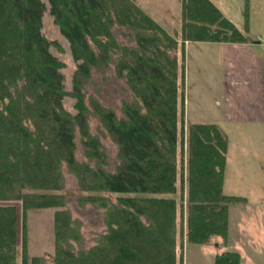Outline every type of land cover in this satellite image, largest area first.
Masks as SVG:
<instances>
[{
	"label": "trees",
	"instance_id": "16d2710c",
	"mask_svg": "<svg viewBox=\"0 0 264 264\" xmlns=\"http://www.w3.org/2000/svg\"><path fill=\"white\" fill-rule=\"evenodd\" d=\"M47 5L76 63L71 94L64 91L63 64L50 52L58 45L42 34L47 6L0 0V202L21 203V264L43 262L27 255V211L58 207L53 264H183V252L176 251L177 202L154 197L176 193L178 172L181 209L187 186V241L209 246L220 238L224 246L228 206L246 199L222 194L228 142L217 125L187 127L183 176L184 49L186 42L244 43V34L211 0H181L180 45L135 0ZM107 71L132 95V102H122L121 117L94 97L85 100L92 74ZM69 95L74 116L63 109ZM90 117L116 146L113 171L103 166L106 156ZM78 149L85 161L77 158ZM63 167L81 192L92 194L78 204L104 210L106 230L87 250L81 223L63 209L66 197L55 193L64 187ZM102 193L120 196L113 202ZM17 220L15 206L0 205V264H16ZM214 264H240V255L219 252Z\"/></svg>",
	"mask_w": 264,
	"mask_h": 264
},
{
	"label": "rangeland",
	"instance_id": "374dc122",
	"mask_svg": "<svg viewBox=\"0 0 264 264\" xmlns=\"http://www.w3.org/2000/svg\"><path fill=\"white\" fill-rule=\"evenodd\" d=\"M41 1L47 6L42 19V34L46 39L58 45L51 47L50 52L63 64L60 73L63 75L64 91L71 94L72 76L76 63L72 59L68 43L61 36L58 27L53 23V18L49 15L47 0ZM135 3L167 33L175 34L180 45L181 0H135ZM214 3L222 15L229 19L249 40L264 43V0H215ZM245 15L247 16V30H245ZM117 41L122 44L127 43L121 35L117 36ZM194 44L190 46V49L203 50L199 56L191 55L188 71L190 78L194 80H189L187 84L193 96L202 95L204 98L205 104L201 105L199 112L203 116L212 117L216 111L227 109V118L235 117L230 121L221 122V128L228 142L222 194L241 197L246 199V202L232 203L228 206L226 244L221 246V239L215 238L214 242L217 246L215 244L204 246L187 241L185 202L187 186L184 184L182 190L184 201H182L181 209L179 172L176 193L154 197L173 198L177 202L176 251L177 254L183 252V264H214V257L219 252L238 253L240 264H264V124L246 122L243 121L244 119L236 120L256 114L260 92L256 76L257 68L249 66L251 62L247 57H242L244 61L241 62L238 57L228 54L226 63L228 94L227 103H224L221 85L224 65L223 61H219L216 57L217 47H221L220 44L211 42ZM252 46L256 47V45ZM258 54L263 56L262 52ZM198 65L201 67L199 68ZM193 75L196 76L193 77ZM91 79L93 82L89 83L84 90L87 101L85 102L88 104V98L94 97L104 107L110 108L118 117H121L122 102L133 101L125 81L118 79L112 71H107L102 76L92 74ZM215 101L218 103L216 104ZM62 104L66 113L75 115L73 97L70 95L64 97ZM205 122H211V120H205ZM183 123V176L185 177L187 124L185 120ZM89 125L92 134L101 139L106 156L103 166L113 171L119 165L115 144L105 133L102 134L103 130L95 118H89ZM77 158L85 161L79 149ZM62 172L64 187L55 193L66 197L67 203L63 209H68L71 218L81 223L80 232L84 240L82 246L87 250L96 244L99 236L106 230L103 223L104 210L95 209L89 204L79 205V197L92 194L81 192L77 187L76 178L68 173L65 167L62 168ZM100 196L109 197L115 202L116 197L120 195L102 193ZM0 205H13L16 208L18 219L16 264H21V203L18 201L0 202ZM59 210L62 208L30 209L26 213L27 255L29 258H42V264H53L54 214Z\"/></svg>",
	"mask_w": 264,
	"mask_h": 264
},
{
	"label": "crops",
	"instance_id": "0c3cea01",
	"mask_svg": "<svg viewBox=\"0 0 264 264\" xmlns=\"http://www.w3.org/2000/svg\"><path fill=\"white\" fill-rule=\"evenodd\" d=\"M214 5H216L214 2L215 0H211ZM229 20V19H228ZM245 36V35H244ZM247 39L244 43H218L221 47H217L216 51V57L219 61H223L222 64L224 65V73H223V80L221 82L222 85V94L224 103H227V94H228V85H227V72H226V63L228 54H232L234 57H238L239 61L243 62L244 58L247 57V59L250 60L249 66H252L254 68H257L256 76H257V82L259 86V104L256 108V114L254 116H248L246 118H240L236 120H243L246 122H252V123H260L264 124V43H261L259 41H252L249 40L247 36H245ZM194 43H203V42H186L185 43V49H184V57H185V78H184V104H183V121L185 120L187 127L192 124H214L217 125L222 131L221 128L223 121H230L233 118H227L226 114L228 115V111L221 110L216 111L215 115L212 117L210 116H203L199 109L201 105L205 104L204 98L202 95L199 96H193L191 94V89L189 88L187 82L191 79L189 76L188 67L191 63V55L192 56H199V53L202 52L203 49H190L191 45H195ZM256 45V47L252 46ZM260 45V46H258ZM258 46V47H257ZM254 48V49H253ZM260 49V50H258ZM258 52H262L263 56L258 54ZM249 55V56H248ZM244 57V58H242ZM236 59V58H235ZM199 68L201 65H198ZM203 71V67H202ZM196 75H193V77ZM237 75H235L236 77ZM221 91V89H220ZM217 104L218 101H215ZM212 104V103H211ZM226 111V112H225ZM205 120L211 122H205Z\"/></svg>",
	"mask_w": 264,
	"mask_h": 264
}]
</instances>
